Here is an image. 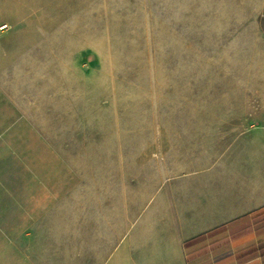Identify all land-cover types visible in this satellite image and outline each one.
Listing matches in <instances>:
<instances>
[{
  "label": "rangeland",
  "instance_id": "rangeland-1",
  "mask_svg": "<svg viewBox=\"0 0 264 264\" xmlns=\"http://www.w3.org/2000/svg\"><path fill=\"white\" fill-rule=\"evenodd\" d=\"M232 14L233 0H0V183L124 188L110 204L129 209L128 242L158 194L218 155L181 108L198 91L222 107L206 61Z\"/></svg>",
  "mask_w": 264,
  "mask_h": 264
},
{
  "label": "crops",
  "instance_id": "crops-1",
  "mask_svg": "<svg viewBox=\"0 0 264 264\" xmlns=\"http://www.w3.org/2000/svg\"><path fill=\"white\" fill-rule=\"evenodd\" d=\"M217 36L206 67L222 89L214 95L222 107H202L205 94L198 91L181 108L217 133V157L196 158L198 170L190 173L199 175L158 194L150 225L128 242L129 209L110 204L126 195L124 188L62 190L4 180L0 264H264V0H233L229 26ZM79 195L89 197L86 203H62Z\"/></svg>",
  "mask_w": 264,
  "mask_h": 264
}]
</instances>
